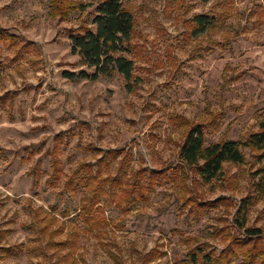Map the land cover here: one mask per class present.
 I'll list each match as a JSON object with an SVG mask.
<instances>
[{
	"label": "rangeland",
	"instance_id": "rangeland-1",
	"mask_svg": "<svg viewBox=\"0 0 264 264\" xmlns=\"http://www.w3.org/2000/svg\"><path fill=\"white\" fill-rule=\"evenodd\" d=\"M126 6L135 25L122 52L134 61V78L114 71L93 80L78 75L94 68L70 43L72 29L92 24V7L60 20L50 16V0H0V26L19 36L18 50L4 48L0 57V264H177L196 247L218 256L244 232L236 213L256 193L263 164L253 150L243 148L245 162L225 163L210 182L190 172L184 189L167 177L192 125H203L206 145L244 140L258 129L264 0ZM197 14L211 23L189 37ZM111 149L124 153L103 176L118 183L99 197L88 223L84 185L73 191L66 183H78L83 163L97 170ZM140 169L146 178L137 176ZM161 170L167 175L152 191L132 189L134 176L147 186L150 172ZM126 189L130 195L120 202ZM189 196L195 204L185 201ZM99 218L108 224L96 226ZM246 225L264 231V197L249 206ZM11 248L18 255L5 251Z\"/></svg>",
	"mask_w": 264,
	"mask_h": 264
},
{
	"label": "trees",
	"instance_id": "trees-1",
	"mask_svg": "<svg viewBox=\"0 0 264 264\" xmlns=\"http://www.w3.org/2000/svg\"><path fill=\"white\" fill-rule=\"evenodd\" d=\"M88 1V3H85L84 0H50V16L60 20H66L70 13L75 10L84 11L89 7L93 8L92 24L83 23L78 29H72L70 33L71 52L79 55L84 65L94 68L93 73L83 70L78 75L81 78L95 80L100 75L117 71L126 80L133 79L134 61L122 52L125 44H131V35L135 25L133 14L126 6L128 0ZM190 22L191 24L188 27L189 37L190 35L193 37L202 34L211 23L205 14L195 15ZM18 41V35L10 33L8 29L0 26V57L4 48H13L17 51ZM65 74L67 77L76 76L73 72H65ZM243 148L253 150L255 152L254 157L259 163H263L257 169L260 179L255 183L256 193L242 199L236 213L237 228L243 229V234L230 238L229 245L218 256L205 253L200 249L201 247H196L187 253L186 259L179 261L177 264H197L199 259L205 264H232L233 260L240 256L242 258L238 264H264V243L261 240L264 239V231L261 228L247 227L246 225L249 206L264 197V118L259 122L258 129L249 133L244 140H222L210 145H206V133L203 125L200 123L192 125L180 145V162L173 167L171 175L167 178H171L172 181L178 183L184 189L188 188L186 183L190 178V172L200 180L210 182L222 175L225 163L242 164L245 162L246 155ZM123 153V150L111 149L100 158L97 170H94V165L83 163L79 170L75 172L78 183L75 184L74 179L67 181L66 186L73 191L81 184L84 185L88 193L84 198L86 201L85 220L88 223H91L95 218L92 213L97 208L96 204L100 202L99 197L102 194L109 193L108 195H110L109 190L114 193L115 185L113 184L118 183L117 178H110L111 175L103 176V170L109 171L111 161L113 162ZM124 158L129 160L128 153ZM122 163L123 161H121ZM57 164L56 162L52 165L56 175L60 171L56 166ZM139 174L144 179L147 170L140 169L137 176ZM149 175L147 186H143L141 180H136V176H134V182L131 184L132 189L139 191L141 196L144 191H152L154 184H157L167 174L165 170H161L151 171ZM107 181L111 185L105 187L104 184ZM127 195H130L128 189L124 191L120 202L126 200ZM189 197L185 201L195 204L192 197ZM193 212L196 216L201 215L200 209ZM95 223L96 226L108 224L105 218L96 219ZM5 251L9 255H18V250L14 248L5 249Z\"/></svg>",
	"mask_w": 264,
	"mask_h": 264
}]
</instances>
